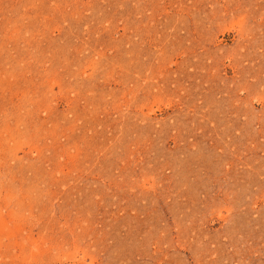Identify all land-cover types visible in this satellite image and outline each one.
I'll return each instance as SVG.
<instances>
[{
	"label": "rangeland",
	"instance_id": "rangeland-1",
	"mask_svg": "<svg viewBox=\"0 0 264 264\" xmlns=\"http://www.w3.org/2000/svg\"><path fill=\"white\" fill-rule=\"evenodd\" d=\"M0 264H264V0H0Z\"/></svg>",
	"mask_w": 264,
	"mask_h": 264
}]
</instances>
